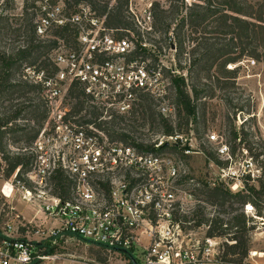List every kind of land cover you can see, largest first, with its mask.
I'll list each match as a JSON object with an SVG mask.
<instances>
[{
	"label": "built area",
	"instance_id": "built-area-1",
	"mask_svg": "<svg viewBox=\"0 0 264 264\" xmlns=\"http://www.w3.org/2000/svg\"><path fill=\"white\" fill-rule=\"evenodd\" d=\"M25 3L38 41L55 47L19 76L18 83L36 89L48 117L42 126L17 121L37 131L29 144L8 145L9 155L28 158L25 172L19 166L6 176L0 154V264L61 259L62 254L48 255L47 244L55 248L65 236L103 248L109 256L125 257L129 264L131 258L137 264L220 263L222 239L209 237L206 225L205 238L195 233L192 217L198 208L213 207L199 196L194 166L169 149L141 151L111 131L125 126L144 98L164 118L176 119L172 76L162 56L154 60L156 52L151 54L134 31L109 28L106 16L87 0ZM147 18L151 21V12ZM64 30L72 32L69 45L57 36ZM45 59L48 68L42 66ZM207 138L222 161L217 179L227 181L236 175L224 165L233 161L231 147L216 130ZM177 141L184 136L150 135L156 149L167 144L180 146L188 157L199 153L188 140L182 145ZM15 199L33 210L31 219L12 206ZM241 211L264 226L252 202ZM243 264H264V247L250 249Z\"/></svg>",
	"mask_w": 264,
	"mask_h": 264
},
{
	"label": "trees",
	"instance_id": "trees-1",
	"mask_svg": "<svg viewBox=\"0 0 264 264\" xmlns=\"http://www.w3.org/2000/svg\"><path fill=\"white\" fill-rule=\"evenodd\" d=\"M80 1V0H77ZM98 9L102 16H106L107 26L111 29H127L139 34L129 28V23L124 15V8L128 0H117V5L109 9V2L99 6L98 0H87ZM171 5L166 9L160 3L152 5L153 27L162 30L168 35L173 24L168 22L167 15L171 9L176 16L174 28L176 42L169 38V48L173 43L177 44L178 56L183 57L187 50V41L191 43L189 48L191 58V74L196 72L198 79L203 73H210L214 67L227 72V66L231 63L241 61L243 57H250L261 62L264 67V0H170ZM173 1H180L181 5L173 4ZM0 13V109L5 94L22 97H30L28 102H18L14 114L4 117L0 112V154L3 161L8 165L7 176H11L15 169L21 166L22 171L28 169V158L23 155H9L8 145L11 141L10 134L21 133L25 137V143L29 144L36 136L37 131L30 128L18 126L17 121L28 119L42 126L48 117V110L44 103L37 98V91L31 86L15 82L14 75L22 67V64L34 65L41 57H46L55 47L53 43L42 44L38 41L33 23V17L28 12L30 6L24 7L21 17L5 14L6 7ZM210 29L211 38L196 36L197 34ZM189 30V33H188ZM69 45L72 39V32L64 30L57 34ZM223 36V37H221ZM23 38L24 44L19 41ZM5 39L11 41V47L6 48L3 44ZM45 59L42 66L48 68L49 63ZM196 85H188L184 77L172 76V102L176 108V119L170 120L161 116L156 110L154 103L149 98H144L138 110L131 116L123 127L111 130L117 138L128 145H133L144 152L160 153L170 149L164 144L156 149L150 143V130L156 129L161 135H174L175 133H189L193 129L198 135L197 128L193 123L198 124L197 107L194 103L191 92L196 99L202 95ZM14 121V122H13ZM15 123V124H14ZM192 125V127H191ZM177 148V146H175ZM174 147V148H175ZM209 160L218 165L222 162L214 152H206ZM2 163L0 162V173ZM261 190L245 183L249 194L237 192L233 194L228 188L221 186L211 187L204 184L199 188L198 193L204 203L211 207H219L217 214H207V207L200 206L196 226L206 225L209 227L207 235L211 238H221L225 241V248L220 258L222 264H243L250 251V233L254 225L241 211L243 205L253 202L260 207V198L252 196L264 194V180H259ZM235 203L240 207L235 208ZM237 214L227 219L230 213ZM212 215V216H211ZM47 244L48 255H53L54 248Z\"/></svg>",
	"mask_w": 264,
	"mask_h": 264
},
{
	"label": "rangeland",
	"instance_id": "rangeland-1",
	"mask_svg": "<svg viewBox=\"0 0 264 264\" xmlns=\"http://www.w3.org/2000/svg\"><path fill=\"white\" fill-rule=\"evenodd\" d=\"M26 0H0V5L3 4L6 7L5 14L15 15L21 17L24 13V7ZM109 2V9L117 5V0H107ZM160 3V5L166 9L170 8V0H128L127 6L124 8V15L129 23V28L137 31L139 34L134 33V37L140 42L145 41L152 51L154 60H159L162 56L165 65L167 66L169 74L175 77H184L188 85H196L197 89L202 92L199 99H196L193 92L194 103L197 107L198 124L193 123V128H197L200 134L198 135L193 130V135L189 133H177L184 136V141H177V144L182 145L185 140L194 146L195 153L191 156H186L181 151L180 146L178 148H171L168 151H174L178 153L183 159H186L190 164L194 166L198 172L199 188H202L204 184L210 186H221L228 188L233 194L237 192H243L249 194L247 188H244L245 183L254 185L257 190H261L259 180H264V67L263 64L256 59L250 57H243L237 63H231L227 66L229 71L230 65L235 69L234 72H227L220 68L214 67L210 73H203L202 78L198 79L196 72L191 74V62H190V50L192 46L187 41V50L183 57L178 56L177 44L173 43L169 48L168 44L170 39L175 38V24L176 16L173 10L167 14L169 16L168 22L173 24L172 29L168 35L162 30L153 27L154 21L151 15V21L148 20V15L152 11L153 3ZM191 0H186L187 4H191ZM173 4L181 5L180 1H173ZM102 6V3L99 4ZM3 8H0V13ZM152 27L151 31L147 29ZM146 28V29H145ZM210 29L203 31L196 36H203L204 38H211L209 34ZM189 33V30H188ZM144 35V38H143ZM131 36V35H130ZM223 37V36H221ZM133 38V36H132ZM176 42L173 40V42ZM138 42L137 46L140 45ZM20 45L24 44L23 38L19 41ZM6 48L11 47V41L5 39L4 44ZM149 52V51H148ZM41 57L40 59H42ZM39 59V60H40ZM38 60V61H39ZM36 64V63H35ZM27 63L22 64V67L14 75V81L19 80V76L22 74ZM172 71H177L175 74ZM30 97H20L16 95L5 94L2 100V107L0 112L2 116L8 117L14 114L18 102H28ZM14 122V121H13ZM15 124V123H14ZM19 126V125H18ZM216 130L220 134H223L231 147L233 153V161L225 163V166L231 167L230 174H236L230 176L227 181H221L217 179L218 164L211 163L206 152L212 151L211 144L207 138V134L210 131ZM160 131L151 129V135H161ZM8 138L11 139V144L15 147L24 144L25 137L21 133L10 134ZM196 138V141L191 139ZM220 160V159H219ZM221 161V160H220ZM213 162V161H212ZM222 162V161H221ZM8 165L5 167V175L7 176ZM2 173V171H1ZM0 173V174H1ZM226 182V183H225ZM228 182V183H227ZM212 184V185H211ZM215 184V185H214ZM230 188H239L237 191H233ZM260 198V207H257L259 215L264 217V194L252 196ZM252 202V201H251ZM3 200H0V209L3 207ZM253 203V202H252ZM254 204V203H253ZM12 206L16 207L19 212L25 213L28 219L33 216V210L23 202H17L15 199L12 202ZM235 208H239L240 204L235 203ZM7 208V206H6ZM199 207L196 214L192 219H198ZM221 208L213 207L211 210H207V214H217ZM230 213L226 216L227 219L237 214ZM250 225H254V230L250 233V249L263 248L264 247V226L260 221H256L252 217L248 218ZM0 221H3V216L0 217ZM197 238L202 240L206 237V227L204 225L194 226ZM221 254L225 248V241L222 239ZM54 254H62L61 259L56 261H45L41 264H129L126 262L125 257L109 256L108 253L96 245L79 241L75 238L65 236L63 239L58 240L54 248ZM222 264V263H216Z\"/></svg>",
	"mask_w": 264,
	"mask_h": 264
},
{
	"label": "water",
	"instance_id": "water-1",
	"mask_svg": "<svg viewBox=\"0 0 264 264\" xmlns=\"http://www.w3.org/2000/svg\"><path fill=\"white\" fill-rule=\"evenodd\" d=\"M172 48L174 49L175 46L173 45ZM131 259H132V261H133V264H137L134 258H131Z\"/></svg>",
	"mask_w": 264,
	"mask_h": 264
},
{
	"label": "crops",
	"instance_id": "crops-1",
	"mask_svg": "<svg viewBox=\"0 0 264 264\" xmlns=\"http://www.w3.org/2000/svg\"><path fill=\"white\" fill-rule=\"evenodd\" d=\"M1 185H2V181L0 180V188H1Z\"/></svg>",
	"mask_w": 264,
	"mask_h": 264
}]
</instances>
